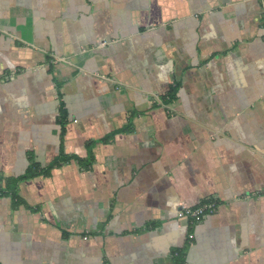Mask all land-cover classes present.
<instances>
[{
	"label": "crops",
	"instance_id": "crops-1",
	"mask_svg": "<svg viewBox=\"0 0 264 264\" xmlns=\"http://www.w3.org/2000/svg\"><path fill=\"white\" fill-rule=\"evenodd\" d=\"M0 264H264V0H0Z\"/></svg>",
	"mask_w": 264,
	"mask_h": 264
},
{
	"label": "built area",
	"instance_id": "built-area-1",
	"mask_svg": "<svg viewBox=\"0 0 264 264\" xmlns=\"http://www.w3.org/2000/svg\"><path fill=\"white\" fill-rule=\"evenodd\" d=\"M216 202H207L204 203L200 206L194 207V208H190V207H186L184 206L180 212L179 215L180 216H188L189 217V221L191 224H196L198 223L200 220H202V218L205 216L206 212L210 209H214L216 207ZM193 237V233L190 234V238Z\"/></svg>",
	"mask_w": 264,
	"mask_h": 264
},
{
	"label": "trees",
	"instance_id": "trees-1",
	"mask_svg": "<svg viewBox=\"0 0 264 264\" xmlns=\"http://www.w3.org/2000/svg\"><path fill=\"white\" fill-rule=\"evenodd\" d=\"M176 89H177L176 87H174V88L172 89V91H171V93H170V96H174ZM61 158H62V159H68V158H70V157H69V155H67V154H65V153L62 152V156H61ZM52 167H53V166H52ZM52 167H50V168H46V169L44 170V173H48ZM37 173H38V172H37L36 170H32V169H30V171H28L26 174L22 175V176L19 178V180H22V179L27 178V177H31L32 175H36ZM177 253H178V254H177V256H176V259L178 258L177 260H180V261H181V259H182V257H181V253H180V252H177Z\"/></svg>",
	"mask_w": 264,
	"mask_h": 264
}]
</instances>
